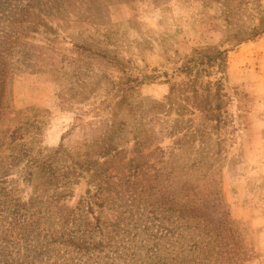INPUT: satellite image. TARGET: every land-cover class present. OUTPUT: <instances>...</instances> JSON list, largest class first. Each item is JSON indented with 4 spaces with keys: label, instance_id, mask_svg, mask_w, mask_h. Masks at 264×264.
<instances>
[{
    "label": "rangeland",
    "instance_id": "rangeland-1",
    "mask_svg": "<svg viewBox=\"0 0 264 264\" xmlns=\"http://www.w3.org/2000/svg\"><path fill=\"white\" fill-rule=\"evenodd\" d=\"M230 3L236 7L227 24L226 3L218 2L77 0L65 13L61 4L44 0L29 7L26 0H0V157H6L0 165L9 163L14 129L28 138L27 121L39 122L36 148H56L74 128L64 143L76 147L86 140L82 151L91 144V129L105 128L122 151L119 165L134 157V139H142L148 156L137 182L147 184L159 174L156 188L162 191L168 173L162 162L168 159L180 176L213 178L221 195L204 199L201 209L212 228H227L224 237L240 247L232 264H264V0ZM30 23L38 29L24 27ZM209 46L226 51V67L198 79V89L209 87L204 93L211 106L204 110L196 107L199 99H185L188 92L178 87L170 95L169 89L188 82L181 71L186 60L194 49ZM24 163L21 158L6 177L16 179L15 186H3L13 187L14 199H42L39 180L23 182ZM86 189L84 180L51 207L48 240L58 239L60 216L67 217ZM107 217L104 209L100 218ZM150 245L140 248L135 264L148 260ZM72 253L78 264L97 252L80 262Z\"/></svg>",
    "mask_w": 264,
    "mask_h": 264
},
{
    "label": "trees",
    "instance_id": "trees-1",
    "mask_svg": "<svg viewBox=\"0 0 264 264\" xmlns=\"http://www.w3.org/2000/svg\"><path fill=\"white\" fill-rule=\"evenodd\" d=\"M33 1L28 0V4L26 0L25 6L29 7ZM44 1L55 7L61 4L60 10L68 13V6L77 0ZM150 1L159 3L161 0ZM198 1L203 5L226 3L225 22L230 24L233 20L236 5L230 0ZM24 27L29 31L38 29L37 23L25 24ZM225 67V50L215 46L194 49L181 69L188 82L177 87L172 85L169 94L179 87V91L189 93L185 99H192L194 103L199 99L196 102L198 109L209 110L211 105L206 102L209 95L204 93L209 87L198 89V79L219 73ZM38 123H25L27 127L23 129L28 138H24V132L19 133V128L10 133L9 141L15 146L10 147L9 163L0 165V170H4L0 174V256L5 259L2 264H75L74 258L70 257L72 252L80 262L84 255L94 251L97 253L88 257V261L78 264H135L140 248L144 249L149 243L151 245L145 250L148 260L140 264H232L235 250L240 247L231 241L230 236L224 237L223 232H229L227 228H212L201 209L204 199H215L221 195L213 178L201 181L180 176L175 173L176 164L172 165L175 161L168 159V162H162L168 165V173H165V185L160 191L156 188L159 174H154L152 182L147 184L137 182L145 164L143 160L148 156L142 153V139H134V157L119 165L122 151L114 148L113 135L107 129H91L92 139L88 141L91 144L82 151L86 140L82 146L76 147L64 143L74 128L62 137L56 148H36L40 135L36 127ZM18 139L23 141L15 154ZM170 157L173 158V154ZM4 158L0 157V162ZM21 158L25 160L23 182L29 185L33 179L39 180L35 187L41 186L38 190H43L42 199L37 196L27 201L14 199L11 195L13 187L7 189L3 186L7 182L15 186L16 183L11 182L16 179L6 181V177ZM183 168L179 169L182 171ZM84 180L87 184L84 195L67 217L60 216L63 225L58 241L48 240L52 236L47 228L52 217L51 207L63 197H71L73 187ZM49 191L50 196L43 199ZM104 209L110 211V217L101 220ZM140 236H143V241L138 242ZM75 240H78L77 244L72 243ZM56 242L62 247L54 249ZM71 244L74 248L68 250ZM21 250L25 252L23 256H19Z\"/></svg>",
    "mask_w": 264,
    "mask_h": 264
}]
</instances>
